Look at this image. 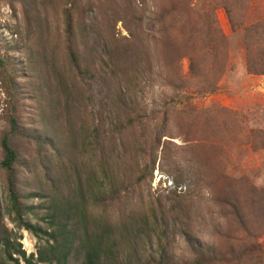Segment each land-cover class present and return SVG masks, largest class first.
<instances>
[{"label":"rangeland","instance_id":"rangeland-1","mask_svg":"<svg viewBox=\"0 0 264 264\" xmlns=\"http://www.w3.org/2000/svg\"><path fill=\"white\" fill-rule=\"evenodd\" d=\"M250 60L264 70V0H0V164L14 117L27 221L45 228L56 191L91 189L95 217L158 227L164 249L127 238L133 264H264V74ZM8 205L0 166L4 236L37 258Z\"/></svg>","mask_w":264,"mask_h":264},{"label":"trees","instance_id":"trees-1","mask_svg":"<svg viewBox=\"0 0 264 264\" xmlns=\"http://www.w3.org/2000/svg\"><path fill=\"white\" fill-rule=\"evenodd\" d=\"M66 19L68 40L71 44L69 45L70 54L75 59L76 52L72 47L74 31L70 9L66 10ZM249 69L253 73L264 74V70L256 68V63L253 60L249 61ZM10 124L11 132L5 134L1 139V148L5 158L0 164L7 175L8 213L20 229L30 231L38 236L40 248L37 258L34 255L28 258L21 249H16L11 239L4 236L6 230L1 226L0 210V264H20V258L25 264H72V258H76L79 264H133L141 262L142 254L138 248L139 243L137 245L136 242L127 241V238L132 234H134L135 241H141L142 237H146L149 242L152 239L151 235H154L158 238L159 246L163 247L160 242L159 229L156 226L146 234L139 228H134L131 233L120 230L110 218L108 220L102 216L95 217L88 208L95 197L91 189L82 190L77 197H64L60 191H56L49 200L50 202L48 201L47 216L42 220L45 228L28 222L25 218L26 215H31L34 212L21 202L15 168L18 157L11 146V136L17 134L18 131L17 120L11 117ZM33 197V194L26 196L27 199ZM143 224L148 225L146 221ZM4 239H8L7 242ZM190 241H192L191 238ZM145 243L143 242V247H145ZM204 250L200 244L197 245V249L195 248L197 253H204L206 251ZM208 251L211 252L210 249ZM15 255H19L20 258L14 257ZM161 258L166 259V256Z\"/></svg>","mask_w":264,"mask_h":264}]
</instances>
